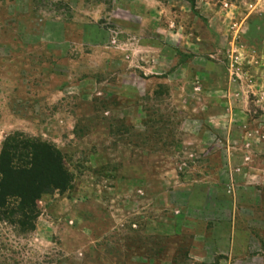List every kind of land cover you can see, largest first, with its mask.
Segmentation results:
<instances>
[{
  "label": "rangeland",
  "instance_id": "rangeland-1",
  "mask_svg": "<svg viewBox=\"0 0 264 264\" xmlns=\"http://www.w3.org/2000/svg\"><path fill=\"white\" fill-rule=\"evenodd\" d=\"M263 106L264 0H0V144L72 176L0 264H264Z\"/></svg>",
  "mask_w": 264,
  "mask_h": 264
},
{
  "label": "trees",
  "instance_id": "trees-1",
  "mask_svg": "<svg viewBox=\"0 0 264 264\" xmlns=\"http://www.w3.org/2000/svg\"><path fill=\"white\" fill-rule=\"evenodd\" d=\"M71 181L55 146L18 131L5 135L0 144V225L21 233L33 230L37 196L69 190Z\"/></svg>",
  "mask_w": 264,
  "mask_h": 264
},
{
  "label": "crops",
  "instance_id": "crops-1",
  "mask_svg": "<svg viewBox=\"0 0 264 264\" xmlns=\"http://www.w3.org/2000/svg\"><path fill=\"white\" fill-rule=\"evenodd\" d=\"M225 79H227L226 77H225ZM264 107V106H263ZM262 110H264V108H262Z\"/></svg>",
  "mask_w": 264,
  "mask_h": 264
}]
</instances>
